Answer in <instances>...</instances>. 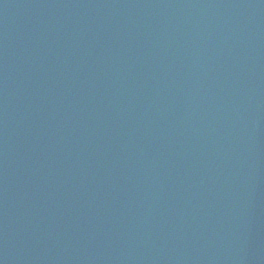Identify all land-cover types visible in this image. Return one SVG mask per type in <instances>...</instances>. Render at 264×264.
<instances>
[{
	"label": "water",
	"instance_id": "95a60500",
	"mask_svg": "<svg viewBox=\"0 0 264 264\" xmlns=\"http://www.w3.org/2000/svg\"><path fill=\"white\" fill-rule=\"evenodd\" d=\"M241 264H264V130L255 173Z\"/></svg>",
	"mask_w": 264,
	"mask_h": 264
}]
</instances>
